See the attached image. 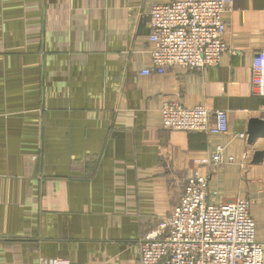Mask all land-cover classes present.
Here are the masks:
<instances>
[{"label": "crops", "instance_id": "0c3cea01", "mask_svg": "<svg viewBox=\"0 0 264 264\" xmlns=\"http://www.w3.org/2000/svg\"><path fill=\"white\" fill-rule=\"evenodd\" d=\"M171 1L0 0V264H139L194 169L208 199L251 200L264 245V135L248 142L264 121L251 91L264 0H233L218 64L160 74L148 11ZM167 100L224 110L228 129H164ZM218 144L233 160L202 162Z\"/></svg>", "mask_w": 264, "mask_h": 264}, {"label": "built area", "instance_id": "2783aa9c", "mask_svg": "<svg viewBox=\"0 0 264 264\" xmlns=\"http://www.w3.org/2000/svg\"><path fill=\"white\" fill-rule=\"evenodd\" d=\"M233 0H174L149 8V54L153 69L164 73L171 65L202 69L218 64L227 51L223 16ZM142 74H149L144 69ZM251 91L264 96V49L255 53L251 66ZM164 129L223 134L227 113L204 105L186 107L165 101L160 109ZM240 136H244L240 134ZM216 145L204 163L221 165L233 160ZM208 175L198 169L186 179L173 210L138 242L139 264H264V245L250 214L251 200L208 199ZM38 264H69L63 258H42Z\"/></svg>", "mask_w": 264, "mask_h": 264}, {"label": "water", "instance_id": "95a60500", "mask_svg": "<svg viewBox=\"0 0 264 264\" xmlns=\"http://www.w3.org/2000/svg\"><path fill=\"white\" fill-rule=\"evenodd\" d=\"M264 135V121L259 119H252L248 128V142L253 143L257 137ZM263 151H255L253 162H260Z\"/></svg>", "mask_w": 264, "mask_h": 264}]
</instances>
